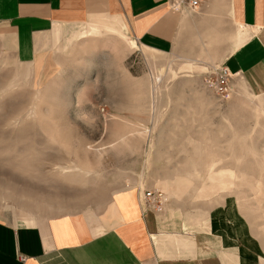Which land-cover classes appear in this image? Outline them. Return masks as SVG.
<instances>
[{
	"label": "rangeland",
	"instance_id": "1",
	"mask_svg": "<svg viewBox=\"0 0 264 264\" xmlns=\"http://www.w3.org/2000/svg\"><path fill=\"white\" fill-rule=\"evenodd\" d=\"M198 25L187 54L145 50L116 32L60 48L50 28L28 60L56 64L39 74L0 25V219L79 214L92 224L94 213L114 217L116 191L132 188L142 205L141 191L154 190L156 214L176 208L200 223L232 207L264 264V93L234 74L223 93L211 88L242 35L231 23ZM28 213L34 221L21 219Z\"/></svg>",
	"mask_w": 264,
	"mask_h": 264
},
{
	"label": "crops",
	"instance_id": "2",
	"mask_svg": "<svg viewBox=\"0 0 264 264\" xmlns=\"http://www.w3.org/2000/svg\"><path fill=\"white\" fill-rule=\"evenodd\" d=\"M199 20L210 29H224L222 23L240 27L242 39L219 65L238 75L251 93H264V0H204L196 9L179 11L170 10L166 0H0V25L9 34L4 40L20 60L33 57V39L50 28L51 45L60 48L75 38L118 33L145 50L187 54L190 39L204 29ZM82 21L84 28L72 24ZM44 60H28L31 70L55 68ZM124 195L113 198L114 217L104 221V214L94 213L92 224L79 214L35 224L0 219V264H256L260 259L228 205L198 223L201 218L185 219L176 208L162 214L144 208L135 191Z\"/></svg>",
	"mask_w": 264,
	"mask_h": 264
},
{
	"label": "built area",
	"instance_id": "3",
	"mask_svg": "<svg viewBox=\"0 0 264 264\" xmlns=\"http://www.w3.org/2000/svg\"><path fill=\"white\" fill-rule=\"evenodd\" d=\"M204 0H166L170 10L179 11L182 9L193 10L198 8ZM231 73L223 65L214 68V78L210 81V86L214 91L223 93L229 82ZM142 206L144 208L159 211L161 195L154 190L143 189L141 191ZM22 259V257L20 258Z\"/></svg>",
	"mask_w": 264,
	"mask_h": 264
},
{
	"label": "bare ground",
	"instance_id": "4",
	"mask_svg": "<svg viewBox=\"0 0 264 264\" xmlns=\"http://www.w3.org/2000/svg\"><path fill=\"white\" fill-rule=\"evenodd\" d=\"M161 190V189H160ZM133 193V189L132 188H127L125 190H119V191H116L114 193V197L118 196L120 197L122 194H127V193ZM136 205V204H135ZM21 218V217H20ZM91 218V217H89ZM89 218H85L86 222L89 220ZM22 220L24 221H29V220H33L34 219V216L31 214V213H28L25 217L21 218ZM46 220V219H44ZM34 221V220H33ZM86 224V223H85ZM88 227V226H87ZM100 229H96V230H92V233H96V232H99Z\"/></svg>",
	"mask_w": 264,
	"mask_h": 264
}]
</instances>
